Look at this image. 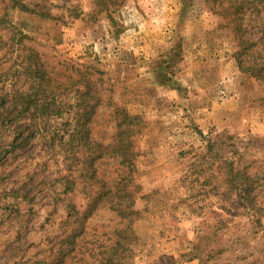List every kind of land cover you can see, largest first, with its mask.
<instances>
[{"label": "rangeland", "instance_id": "374dc122", "mask_svg": "<svg viewBox=\"0 0 264 264\" xmlns=\"http://www.w3.org/2000/svg\"><path fill=\"white\" fill-rule=\"evenodd\" d=\"M263 67L264 0H0V264H264Z\"/></svg>", "mask_w": 264, "mask_h": 264}, {"label": "trees", "instance_id": "16d2710c", "mask_svg": "<svg viewBox=\"0 0 264 264\" xmlns=\"http://www.w3.org/2000/svg\"><path fill=\"white\" fill-rule=\"evenodd\" d=\"M258 70V68H256ZM259 70H264L263 68H259ZM122 210L121 208H119ZM125 212H123L124 214ZM129 227V224H127L126 228ZM127 231L126 229L122 232ZM121 232V231H120ZM128 238H125L123 236L122 239L117 238L115 243L112 245L111 252L108 253L107 256L104 257L103 264H122V261L127 258V254H123V251L127 249L125 240Z\"/></svg>", "mask_w": 264, "mask_h": 264}]
</instances>
